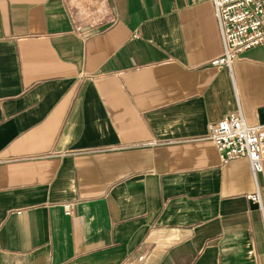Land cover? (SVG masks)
Returning <instances> with one entry per match:
<instances>
[{
  "label": "crops",
  "instance_id": "obj_1",
  "mask_svg": "<svg viewBox=\"0 0 264 264\" xmlns=\"http://www.w3.org/2000/svg\"><path fill=\"white\" fill-rule=\"evenodd\" d=\"M222 53L211 0H0V264H264L208 138L264 124V51Z\"/></svg>",
  "mask_w": 264,
  "mask_h": 264
},
{
  "label": "built area",
  "instance_id": "obj_2",
  "mask_svg": "<svg viewBox=\"0 0 264 264\" xmlns=\"http://www.w3.org/2000/svg\"><path fill=\"white\" fill-rule=\"evenodd\" d=\"M223 53L211 65L230 68L238 56L251 48L264 51V0H211ZM209 140L222 163L246 157L252 175L264 179V124H248L238 112L209 125ZM247 199L257 205L264 222L263 198L257 187ZM67 213L69 211L67 210Z\"/></svg>",
  "mask_w": 264,
  "mask_h": 264
}]
</instances>
